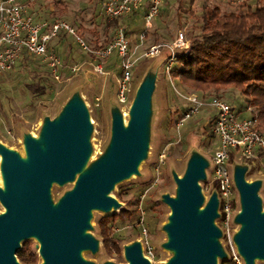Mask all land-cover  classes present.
I'll return each mask as SVG.
<instances>
[{
  "label": "rangeland",
  "instance_id": "374dc122",
  "mask_svg": "<svg viewBox=\"0 0 264 264\" xmlns=\"http://www.w3.org/2000/svg\"><path fill=\"white\" fill-rule=\"evenodd\" d=\"M244 1L210 2L220 6L223 12L230 13L245 8L242 7ZM204 3L205 0H165L145 38H142L145 32L142 14L120 20L119 26L122 28L132 24L128 42L135 61L124 103L119 97L122 68L116 55L105 60L102 63L103 73H98L94 68V60L71 37L66 41L53 42L52 45L63 62L59 80L53 76L47 64L38 58H28V67L18 61L11 72L0 78V151L10 149L21 156L23 149L25 151L24 143L29 139H38V145L45 146L48 124L74 111L90 116L91 125L85 129L84 140L86 154L92 155L82 172L76 171L74 177L64 183L50 185L47 199L54 207L59 206L68 194L105 162L123 119L128 122L129 108L137 93H143L148 98L149 112L138 160L139 168L135 176L124 177L114 184L111 197L116 199L117 204L107 209L96 208L88 213L84 237L93 243L94 248L81 250L79 257L84 264H129L126 252L134 245L140 247L148 264H170L177 253L171 246L173 210L168 199L179 197V180L185 178L194 164L201 165L203 169V177L198 181L202 202L196 210L206 209L210 201L219 196L212 169V157L218 145L211 127L215 111L205 108L178 128V121L187 109L188 102L184 97L197 94L223 99L246 118L251 117L254 110L247 108L246 98L234 88L203 93L168 76L164 66L170 54L167 48L162 49L156 58L144 59L145 50L151 46L173 43L180 31H186L188 39L193 42L194 37L200 34L199 18ZM256 5V0L249 3L253 10ZM27 12L35 19L47 21L56 20L61 14L60 19L71 24L91 48H95L96 43L101 46L113 41L118 29H107L109 20L102 12L99 0H36L28 4ZM182 51L178 49L177 54ZM73 67H77L78 72H73ZM39 78L47 79L48 82L38 86ZM229 166L236 186L238 207L234 214L233 229L228 234L223 227V214L218 204L217 217L213 220V226L218 231L213 241L219 249V253L214 256L215 264H235V256H240L244 264H264V257H256L249 263L238 244L243 227V223L238 220L243 208L238 181L241 179L255 186L256 197L264 212V162L245 161L237 164L235 157H232ZM3 171L4 166L0 162L1 181ZM2 188L0 186V192ZM137 202L139 204L136 206ZM134 210L140 214L133 215ZM5 211L0 200V217ZM124 211L133 217L111 226L113 239L120 241V252H110L106 250L99 222L102 218ZM144 230L147 232L146 237ZM25 244H29L36 254L38 260L35 264H45L41 241L33 237L22 240L18 251ZM150 248L153 257L148 254ZM14 260L15 264H22L16 255Z\"/></svg>",
  "mask_w": 264,
  "mask_h": 264
},
{
  "label": "water",
  "instance_id": "95a60500",
  "mask_svg": "<svg viewBox=\"0 0 264 264\" xmlns=\"http://www.w3.org/2000/svg\"><path fill=\"white\" fill-rule=\"evenodd\" d=\"M148 109V98L142 95L128 132H123L121 127L118 129L104 164L63 199L57 212L50 209L47 192L52 181L64 183L79 170L86 155V115L80 111L65 115L63 128L53 130L51 134L52 148L48 158L42 157L38 147L32 149V170L18 163L15 157H6L5 172L10 179V193L2 194L1 199L9 214L0 217V264H15L14 255L20 242L37 234L43 243L45 264H84L78 251L94 248L92 242L81 237L88 213L113 205L114 202L105 195L116 182L134 170L140 157ZM202 177L201 165L194 164L184 181L179 180V201L168 199L174 211L171 246L179 249L171 264H215L214 256L219 253L217 245L210 241L218 236L213 226L217 217V198H213L202 216L197 217L196 207L202 202L198 181ZM238 186L245 209V215L242 218L239 215L238 220L247 224L242 236L238 237V244L252 263L256 257H264V216H261L255 186H248L241 179ZM126 255L131 264H148L138 245L127 249Z\"/></svg>",
  "mask_w": 264,
  "mask_h": 264
},
{
  "label": "built area",
  "instance_id": "2783aa9c",
  "mask_svg": "<svg viewBox=\"0 0 264 264\" xmlns=\"http://www.w3.org/2000/svg\"><path fill=\"white\" fill-rule=\"evenodd\" d=\"M36 0H0V76L9 73L16 63L26 53L42 59L51 69L53 76L59 80L63 62L52 42L60 34L72 37L76 44L94 60L96 72L103 73L102 63L116 55L120 60L122 77L119 81L120 101H126L125 93L131 80L132 68L135 64L129 48L125 30L119 27L114 40L99 49L91 48L85 39L67 21H47L35 19L27 12L28 4ZM165 0H99L102 12L107 19H120L134 14H142L146 37L148 30L160 14ZM186 31H180L171 44H161L149 47L144 52V59L156 58L162 49L170 52L165 61V71L171 77V72L177 64V50H187L191 46ZM73 67V72H78ZM188 109L178 121V128L198 115L201 110L211 108L215 111L212 122V132L218 140V145L212 157L214 179L218 187V204L223 214V227L229 234L233 229V221L238 207L236 186L231 175L229 163L235 157L236 163L245 161L256 163L259 156L264 157V135L258 129V121L253 117L242 118L233 106L217 97L201 98L197 94L184 97ZM218 208V207H217ZM144 236H147L144 230ZM143 239V238H142ZM149 256L153 257L152 249ZM235 264H244L240 256H235Z\"/></svg>",
  "mask_w": 264,
  "mask_h": 264
},
{
  "label": "trees",
  "instance_id": "16d2710c",
  "mask_svg": "<svg viewBox=\"0 0 264 264\" xmlns=\"http://www.w3.org/2000/svg\"><path fill=\"white\" fill-rule=\"evenodd\" d=\"M210 1L205 0L202 7V15L199 18L200 34L194 37L189 49L178 53L177 64L171 72V76L186 87L203 93L210 90L219 92L224 88L238 90L246 98L247 108L254 110L251 117L257 119L258 129L264 135L263 1L256 0L257 5L253 10L249 6L253 0H245L242 4V7L245 8L230 13L223 12L220 6L213 5L214 3ZM60 6L65 7L64 4H60ZM133 16L138 17L139 14L120 19H108L107 29L119 28L120 20ZM60 18L61 14L53 21L62 20ZM131 27L132 24H129L127 28H124L127 39ZM128 28L129 30H127ZM69 37L62 33L53 42L66 41ZM111 42L101 46L96 43L95 49L105 47ZM68 48L73 51L71 45H68ZM28 58L35 59L37 57L23 53L19 61L24 67H28ZM47 82V79L39 78L37 85L41 86ZM200 97L206 98L205 96ZM257 162L263 163L264 157L260 155ZM118 197L121 198V195ZM137 204L139 203L137 202L136 206ZM133 213L140 214L138 210H134ZM132 217L129 212L124 211L119 215H112L100 220L99 225L106 250L120 252V241L113 239L111 226L118 221L124 223L126 218ZM16 256L22 264H35L38 260L29 244H25L21 250L17 251Z\"/></svg>",
  "mask_w": 264,
  "mask_h": 264
},
{
  "label": "bare ground",
  "instance_id": "6f19581e",
  "mask_svg": "<svg viewBox=\"0 0 264 264\" xmlns=\"http://www.w3.org/2000/svg\"><path fill=\"white\" fill-rule=\"evenodd\" d=\"M142 95H143V93H140V92L137 93L134 101L132 102V104H131V106L129 108V112H128V122H126L123 119V121L121 123V128H122L123 132H125V133L128 132V130L130 128V125H131V122H132V118H133V114H134V111H135V108H136L137 101L139 100V98ZM148 111H149V109L147 110V112ZM65 118H66V116L64 115L61 118H59L58 120H56L55 122L50 123V124L47 125V130H46L45 139H44L45 146H43V147L42 146H39L38 145L39 144L38 139L33 138V139L27 140L24 143L25 151L23 149V151L21 152V156L18 155L16 152L10 150V149H5V150H1L0 151V158H1L0 162L4 166V171L1 173V175H2V181L0 180V186L3 187L2 188V192H0V200H1L3 206H4L5 210H6L3 213V216H6V215L9 214L8 207L3 203L2 199H1V195L2 194H9L10 193V179H9L8 174L5 172L6 157L7 156H13V157L16 158V160L18 161V163H20L23 166H25L26 168L32 170L33 169V163H32V158H31L32 149L38 147V149H39L40 154L42 155V157L48 158V156L50 154V151H51V148H52L51 134H52L53 130H61L63 128V126H64L63 124H64ZM85 121H86V123H87L88 126L91 125V121H90V116L89 115H86ZM84 134H85V132H84ZM112 147H113V144H112ZM91 155L90 154H86L82 158V160L80 162V165H79V171L80 172H82L85 169L86 165L88 164V162L90 160ZM102 164H104V163H102ZM134 166H135L134 167V170L129 171V173L126 175V178H130L132 176H135L136 170L139 168V162H138V160H137V162H136V164ZM181 181H184V178H182ZM57 182L58 181L54 180V181L51 182V184L57 183ZM247 185L248 186H251V184H247ZM105 197L106 198H109L110 200H112V202H114V204H117L116 199L111 197V192L107 193L105 195ZM178 198L175 199L177 202L179 201ZM49 207L54 212H57V210L59 208V206L54 207V206H51V205H49ZM204 211H205V209L198 210L197 211V217H201ZM239 215H240L241 218L245 215V209L244 208H242L240 210ZM261 216L262 217L264 216V212L263 211H261ZM173 217H174V211H172V218ZM246 228H247V224L245 222V223H243V227H242V231L240 233V236H242L241 234H243V232L246 230ZM84 236H85V229H83L82 232H81V237H84ZM31 237L37 238L38 240L41 241L40 236L38 234L37 235H33ZM211 240L213 241L212 238L210 239V241ZM41 243H42V241H41ZM42 245H43V243H42ZM131 248L132 247H130L129 249H131ZM81 250L78 251V256H80ZM175 251H176L177 256H178L179 249H176L175 248ZM175 260H176V258L173 261H175ZM129 264H131V262H129Z\"/></svg>",
  "mask_w": 264,
  "mask_h": 264
},
{
  "label": "crops",
  "instance_id": "0c3cea01",
  "mask_svg": "<svg viewBox=\"0 0 264 264\" xmlns=\"http://www.w3.org/2000/svg\"><path fill=\"white\" fill-rule=\"evenodd\" d=\"M187 109H188V103H187ZM187 109H186V110H187ZM186 110H185V111H186ZM241 117H242V118H246V117H243V116H241ZM211 121H212V120H211ZM211 126H212V124H211Z\"/></svg>",
  "mask_w": 264,
  "mask_h": 264
}]
</instances>
